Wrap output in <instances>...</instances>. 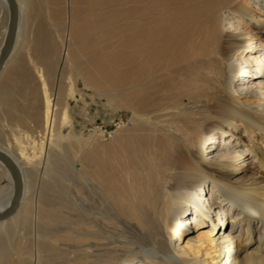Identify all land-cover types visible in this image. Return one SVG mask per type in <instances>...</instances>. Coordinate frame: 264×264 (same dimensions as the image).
I'll return each mask as SVG.
<instances>
[{
    "label": "bare ground",
    "instance_id": "obj_1",
    "mask_svg": "<svg viewBox=\"0 0 264 264\" xmlns=\"http://www.w3.org/2000/svg\"><path fill=\"white\" fill-rule=\"evenodd\" d=\"M16 2L0 101L9 77L33 71L42 96L32 135L0 139L23 182L16 210L0 220V264H264V175L255 167L257 158L264 167V143L252 137L264 139V0ZM9 23V0H0V54ZM64 63L77 72L65 90ZM77 77L131 112L78 167L62 131ZM74 170L81 201L65 203L63 215ZM0 171L3 212L16 180L1 158ZM227 219H243L252 235L240 238ZM189 228L200 229L196 243L181 233Z\"/></svg>",
    "mask_w": 264,
    "mask_h": 264
},
{
    "label": "rangeland",
    "instance_id": "obj_2",
    "mask_svg": "<svg viewBox=\"0 0 264 264\" xmlns=\"http://www.w3.org/2000/svg\"><path fill=\"white\" fill-rule=\"evenodd\" d=\"M34 23V21H31L29 23V29L31 27V32L29 30V39L31 40L33 38L32 32L35 26ZM31 43L32 42H30V44ZM22 50L26 54L29 67H31L32 70V68L34 67L32 62L30 61V45L23 46ZM58 59L60 60L59 52L54 59L57 68L59 66ZM13 64L14 63H12L10 66L12 67ZM75 74H77L76 70L67 63H64V65L60 68L59 83L62 86L63 90L70 87L71 80L74 79V76H76ZM50 77L52 78V76ZM3 80L4 79H2L1 82H3ZM75 83L76 90L73 91L72 94H70L65 100L68 106V120L67 123L62 126V131L65 135L64 152L68 153L69 157L77 166L80 156L96 151V149H98L100 145H102L104 142L109 141L112 137V132L115 131L118 127L117 125L119 124L120 119L127 120L131 112L127 108L122 106L118 101H112L95 86L87 84L85 80H83V78L77 77V79H75ZM6 86L5 100L0 101V139L1 141L5 142L8 139H13L14 136H17L20 139L24 140L26 138L24 135L25 132L32 135L34 131L33 127L31 126L33 123L32 120L37 121L38 119H40V117L34 115L33 113L36 106L35 104H37L38 102L36 98L39 97L40 102L42 96L40 89V79L34 71L24 76L15 74L7 79ZM252 99L257 100L260 98L253 96ZM9 107L12 109V111H9ZM10 112L11 114H14V117L10 114ZM252 137L253 139H257L255 141H257L256 143L258 146H262V144L264 143V139L261 137V133L254 132ZM223 143L224 140H222V144ZM231 149L239 153L240 145L237 144ZM254 155L255 153L250 154L252 158L255 157ZM241 160L242 157L237 158V163H239ZM260 160L261 158H257L258 166L255 167L258 171H260L261 174L264 175V167L262 166ZM1 175L2 174L0 171V177ZM31 175L32 179L36 181L35 186L38 187L39 180H35V172H31ZM75 175L77 176V172L75 170L71 171L67 181L68 187L66 189V195L64 192L65 198H62L64 201L61 199L59 200L60 209H58L61 213H63V215H65V211L69 210L67 207H65V203L70 201L79 203L81 201L80 193L78 192V177H75ZM1 179L2 178H0V181ZM1 183L2 182H0V187L2 185ZM236 211L237 210H235L233 214H235ZM247 225L248 223L244 222L243 219H240L239 225L234 226L231 221L227 219V229H232V231L235 234H238L240 238H245V236L252 235V225L249 226L250 229L246 230L249 233L245 232ZM16 230L14 231V235L16 234ZM187 230H184L181 233H185L184 236L190 242L196 243L195 238L200 229L189 228V230ZM217 230H219V226L214 228L215 232ZM253 238L254 235L251 238V241ZM12 240L14 241V238ZM244 241H247V243H243L240 246V251L238 253L235 252L236 257L243 256L246 250H248V248L250 247L247 237L246 239H244ZM202 251L204 252V248L202 249Z\"/></svg>",
    "mask_w": 264,
    "mask_h": 264
},
{
    "label": "water",
    "instance_id": "obj_3",
    "mask_svg": "<svg viewBox=\"0 0 264 264\" xmlns=\"http://www.w3.org/2000/svg\"><path fill=\"white\" fill-rule=\"evenodd\" d=\"M10 3V23H9V29L7 38L5 40V43L2 47V51L0 54V70L3 66V63L5 62L9 52L11 51V48L13 46V42L15 39V33L17 28V22H18V6L16 0H9ZM0 158L7 163V165L11 168V170L14 173L15 180H16V190L14 194V198L12 201V204L9 208L4 210L3 212H0V220H3L7 217H9L13 212L16 210L22 195L23 190V182L21 178V173L17 165L3 152L0 150Z\"/></svg>",
    "mask_w": 264,
    "mask_h": 264
},
{
    "label": "crops",
    "instance_id": "obj_4",
    "mask_svg": "<svg viewBox=\"0 0 264 264\" xmlns=\"http://www.w3.org/2000/svg\"><path fill=\"white\" fill-rule=\"evenodd\" d=\"M2 181H4V179H1V181H0V182H2Z\"/></svg>",
    "mask_w": 264,
    "mask_h": 264
}]
</instances>
